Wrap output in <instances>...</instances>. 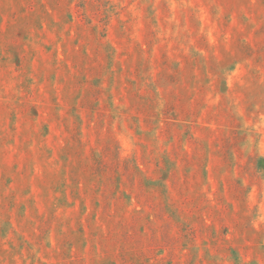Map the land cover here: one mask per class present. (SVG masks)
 I'll return each mask as SVG.
<instances>
[{
	"label": "rangeland",
	"instance_id": "rangeland-1",
	"mask_svg": "<svg viewBox=\"0 0 264 264\" xmlns=\"http://www.w3.org/2000/svg\"><path fill=\"white\" fill-rule=\"evenodd\" d=\"M0 264H264V0H0Z\"/></svg>",
	"mask_w": 264,
	"mask_h": 264
}]
</instances>
